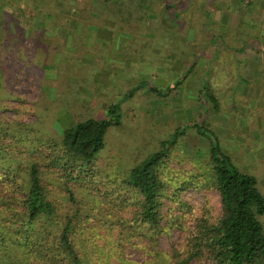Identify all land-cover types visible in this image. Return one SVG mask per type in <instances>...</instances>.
<instances>
[{
    "label": "rangeland",
    "instance_id": "1",
    "mask_svg": "<svg viewBox=\"0 0 264 264\" xmlns=\"http://www.w3.org/2000/svg\"><path fill=\"white\" fill-rule=\"evenodd\" d=\"M154 1L0 0V119L16 138L45 149L79 122L113 121L95 162L97 183L72 181V207L56 194L60 189L51 188L60 213L82 209L83 235L97 246L108 233L119 237L124 228L118 217H133L136 195L125 176L161 150L162 176L193 183L179 200L198 215L203 206L214 217L221 214L212 144L252 176L264 196V0H255V7L245 0H235L240 6L234 0ZM147 21L155 28L142 36ZM129 37L142 43L136 56L141 83L121 77L111 88L102 69L105 44L123 40L126 46ZM132 55L125 58L129 65ZM122 87L137 89L122 95ZM114 106L119 108L110 112ZM31 148L19 145L16 151ZM165 202L167 217L182 215L176 203ZM110 220L112 226L102 224ZM258 220L264 229V214ZM194 225L190 221L187 229ZM186 240L174 227L157 249L170 254ZM141 241L123 245V256L135 264L150 259Z\"/></svg>",
    "mask_w": 264,
    "mask_h": 264
},
{
    "label": "trees",
    "instance_id": "2",
    "mask_svg": "<svg viewBox=\"0 0 264 264\" xmlns=\"http://www.w3.org/2000/svg\"><path fill=\"white\" fill-rule=\"evenodd\" d=\"M118 108L114 106L110 112ZM112 124V119L79 122L44 149L16 138L15 130L0 119V264H135L123 256L124 243L133 238H141L139 247L150 257L145 264H194L204 260L213 264H264V229L258 220L264 214V196L254 178L238 171L213 144L212 183L221 196L218 217L212 216L206 206L198 215L179 200V193L193 183L175 184L172 178L162 176L166 155L161 150L135 166L123 180L136 199L133 217H118L116 221L124 228L119 237L108 233L106 243L97 246L94 239L84 236L87 221L78 218L82 209L74 214L60 213L61 206L51 188L60 189L56 194L63 193L72 207L76 204L72 181L97 183L95 162ZM19 145L32 148L18 155ZM171 187L173 194H169ZM165 201L176 203L182 215L167 217L163 212ZM86 210L85 206L84 213ZM190 221L195 224L192 230L187 229ZM102 224L110 227L113 222ZM174 227L185 232L186 242L170 254L159 251V239Z\"/></svg>",
    "mask_w": 264,
    "mask_h": 264
},
{
    "label": "crops",
    "instance_id": "3",
    "mask_svg": "<svg viewBox=\"0 0 264 264\" xmlns=\"http://www.w3.org/2000/svg\"><path fill=\"white\" fill-rule=\"evenodd\" d=\"M153 2V4L155 3L154 0H151ZM218 1V0H212V2ZM222 1V0H221ZM244 0H242L243 2ZM247 5L251 6V7H255V0H245ZM244 1V2H245ZM241 5L240 1H232V4L234 5ZM169 4H174L173 1H170ZM147 6L152 7V3L147 4ZM152 11L154 10V7L151 8ZM147 24H149V22H145V30H143V32H141L142 36L146 35V34H151V32L149 31V29H154L155 25L152 26H147ZM109 26H111V28H113L112 25L107 24ZM153 25V24H152ZM123 33V32H121ZM112 36V34H110ZM112 39V37H110ZM109 39L108 43L105 44V49L107 51L105 57L103 58V63H102V69L105 71L106 74V79L107 82H109V86L112 88L113 86H117V81L116 79L124 77V79L129 78L131 79V84H137V86L141 83L140 81V74H139V65L136 61V56L139 54V47L141 46L142 43L133 41L134 38L129 37L130 40H128L126 42V46L123 42V40H118L117 42H113V40ZM96 40H98L96 38ZM133 41V42H132ZM126 47V50L125 48ZM122 49H124L125 51H122ZM131 53L132 55V64L133 65H129V63L126 62L125 58L126 56ZM118 57L121 58V62L119 61ZM151 76H153L154 74H150ZM126 77V78H125ZM134 86V85H131ZM120 90H124V93H122V95H126V92L134 89H137V87H131V88H126V87H122L119 88ZM130 90V92H131Z\"/></svg>",
    "mask_w": 264,
    "mask_h": 264
}]
</instances>
